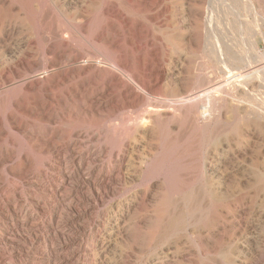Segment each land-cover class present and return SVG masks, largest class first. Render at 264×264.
<instances>
[{"label":"bare ground","instance_id":"obj_1","mask_svg":"<svg viewBox=\"0 0 264 264\" xmlns=\"http://www.w3.org/2000/svg\"><path fill=\"white\" fill-rule=\"evenodd\" d=\"M129 8L146 15L152 1L0 0L12 24L0 34V264H79L95 204L125 176L131 140L210 124L214 82L201 91L171 79L160 93L164 73L150 42L135 40ZM103 132L120 151L101 144ZM36 157L50 175L36 172Z\"/></svg>","mask_w":264,"mask_h":264},{"label":"rangeland","instance_id":"obj_2","mask_svg":"<svg viewBox=\"0 0 264 264\" xmlns=\"http://www.w3.org/2000/svg\"><path fill=\"white\" fill-rule=\"evenodd\" d=\"M151 1L148 14L127 15L164 73L160 93L171 79L203 91L210 78L216 110L211 127L200 118L180 137L164 129L131 140L125 176L95 204L79 264H264V0ZM4 16L0 34L12 26ZM41 16L36 9V30ZM3 60L0 48V70ZM103 133L101 144L120 151ZM39 169L52 173L36 157Z\"/></svg>","mask_w":264,"mask_h":264}]
</instances>
